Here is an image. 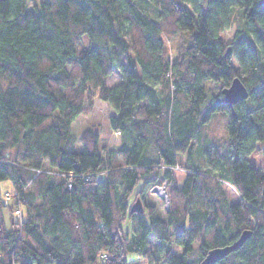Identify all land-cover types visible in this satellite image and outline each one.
Masks as SVG:
<instances>
[{
	"label": "trees",
	"instance_id": "1",
	"mask_svg": "<svg viewBox=\"0 0 264 264\" xmlns=\"http://www.w3.org/2000/svg\"><path fill=\"white\" fill-rule=\"evenodd\" d=\"M29 1L0 0V264H192V252L199 264L245 230L213 264H264V5ZM234 78L248 97L216 105ZM95 97L121 141L104 149L86 130L75 150L71 125ZM161 185L163 216L150 202Z\"/></svg>",
	"mask_w": 264,
	"mask_h": 264
},
{
	"label": "rangeland",
	"instance_id": "2",
	"mask_svg": "<svg viewBox=\"0 0 264 264\" xmlns=\"http://www.w3.org/2000/svg\"><path fill=\"white\" fill-rule=\"evenodd\" d=\"M32 0L28 2V6H32ZM239 27L238 23L234 24V28L232 27L229 31H227L224 34V38L227 41H230L235 28ZM85 40L86 38L82 40V42L78 45L79 49H82L83 46L85 45ZM233 64L237 66L235 58L232 59ZM119 73L117 70H113L111 75H109L105 79V83L107 86H113L119 82ZM208 93V98L209 96L216 97L217 94L219 93V87L216 84H213V82H208L205 85ZM221 91V90H220ZM114 112L111 110V108L104 102L100 101L97 97H95L92 100V105L90 112L85 115V116H79L71 125L70 132L72 135L77 138V143L75 145V150H80V144L78 139L80 138L81 134H83L86 130H93L97 134L98 138V144L100 147L105 148H110L113 146H117L120 141H121V136L117 134L114 130L111 129L109 125V117L113 116ZM225 123H226V116L225 115H218L215 117V119L211 122L210 127L208 132L210 133L209 136L213 138L214 142H222V139L225 136ZM45 167L43 168V171H45ZM222 187L224 189V192L226 194L227 199L229 200L230 203H236L239 200V196L237 192L233 189L232 186H230L227 183H222ZM160 189L165 192V187L164 185L161 186H156L154 187L151 191V199L150 202L154 203L157 206V214L163 216L164 211L167 206L164 204L163 206L161 205V200L163 198L161 197ZM1 190L2 191H9L12 190L10 184L7 181L2 182L1 184ZM166 193V192H165ZM6 201L9 203L11 201V195L9 192L5 194ZM6 213V212H5ZM7 214V213H6ZM17 216H20V211L16 212ZM129 228L128 224H125V230ZM147 244L151 247L154 246V241L150 239V241H147ZM176 250L177 254H180V251L177 247L174 248ZM189 259H191L192 264H198L196 262V256L192 252L189 255ZM128 261H133V264H147L145 260L139 259L136 254H129L127 257Z\"/></svg>",
	"mask_w": 264,
	"mask_h": 264
},
{
	"label": "water",
	"instance_id": "3",
	"mask_svg": "<svg viewBox=\"0 0 264 264\" xmlns=\"http://www.w3.org/2000/svg\"><path fill=\"white\" fill-rule=\"evenodd\" d=\"M260 5H264V0H259ZM228 51V49H227ZM222 97L217 98L215 103L218 106H228L233 105L245 100L248 97V92L243 84L238 78H234L228 87H225L221 91ZM250 236V231L245 230L241 233L239 238L229 246L217 247L210 249L206 256L201 260L199 264H213L222 258H224L229 253L233 252L239 248L244 241Z\"/></svg>",
	"mask_w": 264,
	"mask_h": 264
},
{
	"label": "built area",
	"instance_id": "4",
	"mask_svg": "<svg viewBox=\"0 0 264 264\" xmlns=\"http://www.w3.org/2000/svg\"><path fill=\"white\" fill-rule=\"evenodd\" d=\"M117 134H119V133L117 132ZM160 193H161V197L163 198V200H164V202H165V204L167 206V198H166L167 196H166V193L163 191V189L162 190L160 189Z\"/></svg>",
	"mask_w": 264,
	"mask_h": 264
},
{
	"label": "crops",
	"instance_id": "5",
	"mask_svg": "<svg viewBox=\"0 0 264 264\" xmlns=\"http://www.w3.org/2000/svg\"><path fill=\"white\" fill-rule=\"evenodd\" d=\"M7 217V214L4 212V218H6Z\"/></svg>",
	"mask_w": 264,
	"mask_h": 264
},
{
	"label": "clouds",
	"instance_id": "6",
	"mask_svg": "<svg viewBox=\"0 0 264 264\" xmlns=\"http://www.w3.org/2000/svg\"><path fill=\"white\" fill-rule=\"evenodd\" d=\"M5 199H8L7 197H5Z\"/></svg>",
	"mask_w": 264,
	"mask_h": 264
},
{
	"label": "bare ground",
	"instance_id": "7",
	"mask_svg": "<svg viewBox=\"0 0 264 264\" xmlns=\"http://www.w3.org/2000/svg\"><path fill=\"white\" fill-rule=\"evenodd\" d=\"M14 214V213H13Z\"/></svg>",
	"mask_w": 264,
	"mask_h": 264
}]
</instances>
